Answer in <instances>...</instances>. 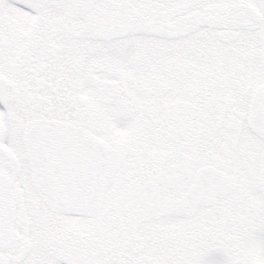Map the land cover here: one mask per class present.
Instances as JSON below:
<instances>
[{"label": "snow or ice", "instance_id": "obj_1", "mask_svg": "<svg viewBox=\"0 0 264 264\" xmlns=\"http://www.w3.org/2000/svg\"><path fill=\"white\" fill-rule=\"evenodd\" d=\"M0 264H264V0H0Z\"/></svg>", "mask_w": 264, "mask_h": 264}]
</instances>
